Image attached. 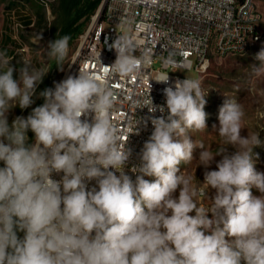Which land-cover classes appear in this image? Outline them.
Returning <instances> with one entry per match:
<instances>
[{"label":"clouds","instance_id":"9594fccd","mask_svg":"<svg viewBox=\"0 0 264 264\" xmlns=\"http://www.w3.org/2000/svg\"><path fill=\"white\" fill-rule=\"evenodd\" d=\"M70 39L64 35L47 45L48 59L61 71ZM109 47L114 63L97 60L104 77L91 71L67 76L40 93L43 105L11 124L9 111L33 104L48 71L22 60L15 79L12 61L0 51V264H264V172L253 159L261 141L259 134L241 135L243 105L224 100L219 125L212 128L236 150L227 154L220 147L213 153L189 135L207 129L209 92L202 81L186 77L173 84L161 72L153 80L168 85L165 105L153 103L151 84L136 104L162 115L139 118L122 130L112 120L115 101L107 77L135 74L147 57L132 55L127 34ZM255 59L259 64L251 65V73L258 77L264 74V49ZM149 120L153 131L139 164L129 169L133 180L125 171L132 156L125 132L138 135L139 125L147 127ZM196 148L206 169L222 156L216 170L204 172L202 187L180 168L193 160ZM199 197L210 205H198Z\"/></svg>","mask_w":264,"mask_h":264},{"label":"built area","instance_id":"2783aa9c","mask_svg":"<svg viewBox=\"0 0 264 264\" xmlns=\"http://www.w3.org/2000/svg\"><path fill=\"white\" fill-rule=\"evenodd\" d=\"M253 0H103V11L80 37L79 46L62 79L78 75L79 71H91L104 77L105 70L97 60L110 66L116 53L109 45L117 36L127 34L134 48L132 55L145 60L139 72L107 77L114 93L112 120L121 129L139 118L150 115L147 108L138 109L137 101H143L149 92L155 105H165L163 89L168 86L157 83V74L168 73L170 83L186 77L178 75L179 69L206 71L212 56L234 49H246V42L261 37V14L253 15ZM209 32H217V53L204 57ZM166 115V112L165 114ZM83 118V117H82ZM90 119V117H89ZM139 134L124 139L132 149L126 173L133 180L135 174L129 169L139 164V153L153 131L150 120L147 127L139 125ZM63 174H53L59 180ZM119 175V173H117ZM147 179V177H145ZM95 181L89 183V189ZM199 199V198H198ZM201 206L210 205L199 204Z\"/></svg>","mask_w":264,"mask_h":264},{"label":"rangeland","instance_id":"374dc122","mask_svg":"<svg viewBox=\"0 0 264 264\" xmlns=\"http://www.w3.org/2000/svg\"><path fill=\"white\" fill-rule=\"evenodd\" d=\"M253 2L261 14V37L254 46L243 54L210 56L209 66L203 73L198 74L193 70L179 69L177 74L201 80L204 91L209 92L206 96L207 104L205 106V111L208 114L207 129L189 132L190 138L197 143H203L205 148L213 153L220 147H226L227 154H232L236 149L231 145H225L212 125H219L218 112L224 100L234 98L243 105L245 110L241 135L247 137L248 134H259L261 143L253 149V159L255 169L258 172H264V74L257 77L251 73V65L259 64V61L255 59L256 54L264 49V0H253ZM95 13L84 21L83 32L69 42V54L64 61L63 70L58 68L54 72L51 67L54 60L48 59L46 50L49 41L57 38V32L62 22L58 0H0V51H6L8 58L12 61V66L16 69L13 74L14 78H19L22 60L30 61L37 70L44 68L48 71L36 88L32 97L33 104L26 109H21L17 105L9 111V124L18 116L26 118L31 114L37 106L46 81L50 82L51 88H54L55 83L62 80L64 72L68 69L77 51L80 37L91 24ZM40 34H42V39L37 41L36 38ZM214 54L212 49V55ZM200 152V148L194 149L193 160L180 165L181 171L185 175L193 177V184L196 187L203 186L204 172L216 170V163L222 159V156H216L209 168L206 169L199 164ZM0 167H3L2 162H0ZM149 178L154 180V177ZM252 192L253 195H260L255 188L252 189ZM207 194L210 197L212 191L209 189ZM178 195L179 190L175 193L176 197ZM197 203L198 205L208 204V199L199 197ZM194 214L192 213V215Z\"/></svg>","mask_w":264,"mask_h":264},{"label":"trees","instance_id":"16d2710c","mask_svg":"<svg viewBox=\"0 0 264 264\" xmlns=\"http://www.w3.org/2000/svg\"><path fill=\"white\" fill-rule=\"evenodd\" d=\"M101 0H58L59 7L61 9L62 22L57 32V38L64 35H69L72 41L74 38L79 36L82 31L83 23L92 14H94L100 4ZM52 69L55 72L57 64L54 60ZM43 91L47 88H51L50 82L44 83ZM44 102L43 97H39L37 106H40ZM29 143H32L34 135L31 131L28 132ZM22 238V233H18Z\"/></svg>","mask_w":264,"mask_h":264},{"label":"bare ground","instance_id":"6f19581e","mask_svg":"<svg viewBox=\"0 0 264 264\" xmlns=\"http://www.w3.org/2000/svg\"><path fill=\"white\" fill-rule=\"evenodd\" d=\"M252 14L253 15H260V12L257 9L255 3H253V6H252ZM259 39L260 38H255V42H246V49H234L233 51H227L226 53H219V56L243 54L247 50H249L252 46H254L259 41ZM211 48L213 49L214 53H217V32H209L207 34L206 50H204V57H210L212 55V49ZM203 72H205V71H198L197 73L200 74ZM147 179L150 180L149 177H147ZM202 204H204V203H202Z\"/></svg>","mask_w":264,"mask_h":264},{"label":"water","instance_id":"95a60500","mask_svg":"<svg viewBox=\"0 0 264 264\" xmlns=\"http://www.w3.org/2000/svg\"><path fill=\"white\" fill-rule=\"evenodd\" d=\"M102 11H103V0H101L99 6L97 8V11L95 13V16L96 17H99L101 15Z\"/></svg>","mask_w":264,"mask_h":264}]
</instances>
